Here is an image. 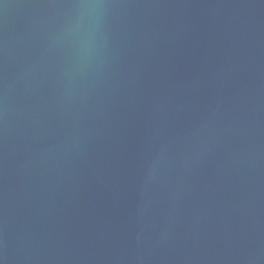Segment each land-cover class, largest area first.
Segmentation results:
<instances>
[{
	"label": "water",
	"instance_id": "1",
	"mask_svg": "<svg viewBox=\"0 0 264 264\" xmlns=\"http://www.w3.org/2000/svg\"><path fill=\"white\" fill-rule=\"evenodd\" d=\"M0 264H264V0H0Z\"/></svg>",
	"mask_w": 264,
	"mask_h": 264
}]
</instances>
